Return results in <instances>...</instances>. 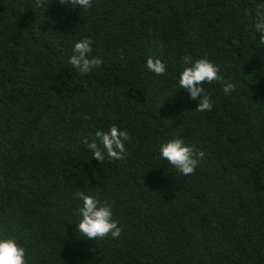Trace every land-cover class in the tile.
I'll return each mask as SVG.
<instances>
[{"label":"trees","instance_id":"1","mask_svg":"<svg viewBox=\"0 0 264 264\" xmlns=\"http://www.w3.org/2000/svg\"><path fill=\"white\" fill-rule=\"evenodd\" d=\"M260 3L0 0V232L27 264H264ZM82 38L102 60L83 76L68 63ZM183 56L210 59L235 91L205 83L213 109L196 111ZM113 124L126 158L101 164L82 141ZM178 137L205 153L192 175L160 155ZM80 191L111 205L119 238L79 235Z\"/></svg>","mask_w":264,"mask_h":264},{"label":"clouds","instance_id":"2","mask_svg":"<svg viewBox=\"0 0 264 264\" xmlns=\"http://www.w3.org/2000/svg\"><path fill=\"white\" fill-rule=\"evenodd\" d=\"M61 5H72V8L89 9L92 0H59ZM45 0H35L33 8H48ZM253 27L259 34L257 45H264V3L255 8V19ZM92 40L82 38L73 47V54L68 63L80 75H87L102 67V60L92 56ZM181 62L184 65L179 74V86L190 94L192 100H198L196 111L211 112L213 103L210 95L205 91V83L212 84L213 81L223 84L225 95L235 91V85L223 80L220 69L207 57L193 60L190 56H183ZM146 68L157 76L165 75L166 65L161 59L149 56L146 60ZM131 137L126 130H121L113 124L109 130H97L93 137H85L82 141L92 153V157L101 164L105 161L125 159V142ZM160 155L170 165L184 176L194 174L200 160L204 158V151H197L185 143L181 137L173 138L159 146ZM76 199L82 201V206L75 210L78 216L76 230L80 236L89 240L104 239L109 235L113 239L121 236L122 229L118 226L112 213V207L107 202H101L99 198L86 194L84 191L77 192ZM26 249L19 244L14 237H9L0 232V264H27Z\"/></svg>","mask_w":264,"mask_h":264}]
</instances>
